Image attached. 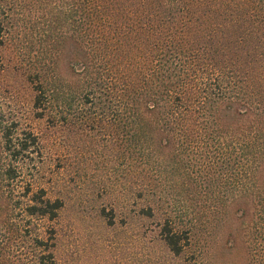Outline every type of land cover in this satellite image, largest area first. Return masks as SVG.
I'll list each match as a JSON object with an SVG mask.
<instances>
[{"label": "trees", "instance_id": "16d2710c", "mask_svg": "<svg viewBox=\"0 0 264 264\" xmlns=\"http://www.w3.org/2000/svg\"><path fill=\"white\" fill-rule=\"evenodd\" d=\"M34 6L42 13L31 78L39 115L65 119L90 104L143 149L133 155L142 168L184 167L195 200L210 186L231 188L239 218L250 214L263 240L264 0H0V49L6 22ZM63 47H72L66 75ZM3 64L0 52V72ZM43 196L34 195L30 214L53 219L61 203ZM199 226L184 239L167 223L170 249L182 254ZM4 248L0 264L55 263L51 250L20 262Z\"/></svg>", "mask_w": 264, "mask_h": 264}, {"label": "rangeland", "instance_id": "374dc122", "mask_svg": "<svg viewBox=\"0 0 264 264\" xmlns=\"http://www.w3.org/2000/svg\"><path fill=\"white\" fill-rule=\"evenodd\" d=\"M37 7L6 22L0 49V244L7 257L33 261L51 250L54 264H264V239L250 228V214L239 218L231 188L210 186L195 200L184 167L142 168L133 155L143 149L113 119H96L90 104L65 119L39 115L31 80L42 46ZM62 51L58 68L66 75L72 47ZM41 194L61 203L55 218L30 214ZM195 221L193 244L176 255L165 240L167 223L185 239Z\"/></svg>", "mask_w": 264, "mask_h": 264}]
</instances>
